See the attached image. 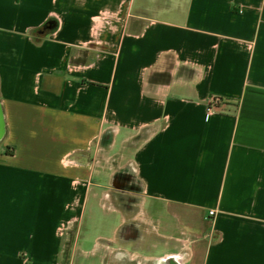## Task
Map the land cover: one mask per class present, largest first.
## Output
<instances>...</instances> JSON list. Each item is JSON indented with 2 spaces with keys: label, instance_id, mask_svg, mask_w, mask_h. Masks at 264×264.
Returning <instances> with one entry per match:
<instances>
[{
  "label": "crops",
  "instance_id": "1",
  "mask_svg": "<svg viewBox=\"0 0 264 264\" xmlns=\"http://www.w3.org/2000/svg\"><path fill=\"white\" fill-rule=\"evenodd\" d=\"M0 115V264H264V0H0Z\"/></svg>",
  "mask_w": 264,
  "mask_h": 264
},
{
  "label": "flooded vegetation",
  "instance_id": "2",
  "mask_svg": "<svg viewBox=\"0 0 264 264\" xmlns=\"http://www.w3.org/2000/svg\"><path fill=\"white\" fill-rule=\"evenodd\" d=\"M118 196L122 198V201L120 203L122 204L123 208L128 207V198L125 197V193L123 190L117 192ZM131 224L127 223L123 225L121 228V231H119V235L121 239L126 238H133L135 242H137L138 234L137 231L134 230V227ZM142 245L144 246V249L148 250L149 252L157 253L160 252L164 246V239L162 236L158 235L157 233L151 234L148 238L145 237V240L142 242ZM136 247V244L134 245ZM172 259V258H171ZM170 262V263H169ZM167 262L166 264H177L173 262V260Z\"/></svg>",
  "mask_w": 264,
  "mask_h": 264
},
{
  "label": "rangeland",
  "instance_id": "3",
  "mask_svg": "<svg viewBox=\"0 0 264 264\" xmlns=\"http://www.w3.org/2000/svg\"><path fill=\"white\" fill-rule=\"evenodd\" d=\"M102 231H103V229L97 227V228H95L94 230L90 231L89 236L92 237L95 233L102 232ZM70 233H71V230L68 232V237H70ZM83 233H84V232L82 231V232H81V236H82ZM83 240H84V239H83L82 237H80L79 241H80L81 244L84 243ZM85 243H86V242H85ZM85 243H84V244H85ZM82 260H83V259H81V261H82ZM82 262H85V261L83 260Z\"/></svg>",
  "mask_w": 264,
  "mask_h": 264
},
{
  "label": "water",
  "instance_id": "4",
  "mask_svg": "<svg viewBox=\"0 0 264 264\" xmlns=\"http://www.w3.org/2000/svg\"><path fill=\"white\" fill-rule=\"evenodd\" d=\"M2 132V120H1V115H0V133Z\"/></svg>",
  "mask_w": 264,
  "mask_h": 264
},
{
  "label": "trees",
  "instance_id": "5",
  "mask_svg": "<svg viewBox=\"0 0 264 264\" xmlns=\"http://www.w3.org/2000/svg\"><path fill=\"white\" fill-rule=\"evenodd\" d=\"M68 254H69V251H68V250H66V251H65V256L67 257V256H68Z\"/></svg>",
  "mask_w": 264,
  "mask_h": 264
},
{
  "label": "built area",
  "instance_id": "6",
  "mask_svg": "<svg viewBox=\"0 0 264 264\" xmlns=\"http://www.w3.org/2000/svg\"><path fill=\"white\" fill-rule=\"evenodd\" d=\"M211 214H213V211H210Z\"/></svg>",
  "mask_w": 264,
  "mask_h": 264
}]
</instances>
